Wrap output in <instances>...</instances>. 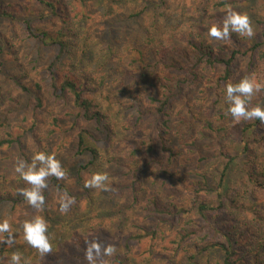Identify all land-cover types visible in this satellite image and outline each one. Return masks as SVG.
<instances>
[{
    "label": "trees",
    "instance_id": "obj_1",
    "mask_svg": "<svg viewBox=\"0 0 264 264\" xmlns=\"http://www.w3.org/2000/svg\"><path fill=\"white\" fill-rule=\"evenodd\" d=\"M23 1V0H22ZM124 0H28L33 7L25 6L22 3L17 5L0 3V20L11 26L14 34L0 31V203L9 202L11 213L24 201L18 194V187H28L19 174L15 173L14 167L18 160L31 162L28 154L25 153L23 138L16 136L9 129V118L17 112V104L13 95L9 98L11 105L5 104L6 109L2 108L4 94L10 91L3 86L4 83L11 85V91L17 90L21 95H33V107L30 116L36 117L37 109L43 108L44 99L36 93L33 85L26 83L22 79L25 74L15 72L7 73L1 54L6 47L10 46L15 40L22 43L32 42L38 48L45 46L55 48V55L52 61L44 68L46 94L51 98L55 110L49 109L50 122L45 135L57 137L70 131L74 134L73 148L74 153L68 159L58 158L67 175L72 172V178L76 189L81 194L87 193L84 187V174L90 170H100L103 167L96 166V160L100 157L99 149L93 139V133L86 127H79L78 123H91L95 130L106 139V143L112 142L115 138L117 145L122 146L126 139H132L129 154L126 158L127 172L125 177L131 178L130 184H126L128 193L131 192L132 200L138 201L140 192H137L140 184L142 190L144 182L141 180L142 169L140 168V156L146 155L148 159L156 164L153 174L160 178L159 186H165L169 179L179 173L174 169L176 160L182 155L177 148L172 145V138L180 136L181 147L185 132L181 133L179 127L188 125V118L192 119L193 114L186 113L190 110V100L197 103L201 98L198 93L193 97L190 94L200 85V71L203 69L220 68L221 73L216 77L214 83L216 89L212 93L213 102L208 110H214L213 119L202 120L208 130H217L218 133L227 130L226 125H231L232 118L227 115V103L225 101L226 85L228 83H238L245 76H249L253 70L264 65V20H257L260 26V34L257 40H250L241 37L246 45L236 42L237 47L226 52L224 57L213 52L211 46L203 39L196 40L195 34L201 36L202 25L208 20V5L212 0H199L190 8L183 4V0H134V6L124 9ZM250 1V0H249ZM241 3L244 0L240 1ZM238 3V2H237ZM116 4V9H113ZM180 8L186 12L183 17L184 30L173 31V27L178 23L166 25L169 9ZM214 8L218 10L229 7L234 10L238 4L235 0H215ZM40 11H37L39 10ZM46 10L47 15H44ZM92 11V12H90ZM36 14L34 17L33 15ZM92 14V15H91ZM97 18H92L93 15ZM51 28L44 27L47 18ZM92 18V19H91ZM222 19V14L215 12L209 19L213 24H217ZM8 21V22H7ZM148 21L146 25L137 28ZM91 23V24H90ZM176 24V25H174ZM136 28L134 31H132ZM108 33L107 39L97 36L98 32ZM132 31L131 35L127 32ZM95 33V36L91 35ZM134 34V35H133ZM177 34H179L177 36ZM11 35V36H10ZM233 35H237L233 33ZM178 40L188 44V50L176 46ZM180 48H182L180 46ZM170 53H176L182 57L184 62L180 64L174 60L167 59ZM243 60L245 69L241 77L236 76L237 63ZM93 62V65L91 64ZM22 74V75H21ZM40 88L42 87V82ZM259 83L264 86L263 81ZM151 86L155 92L144 93V86ZM36 86V85H35ZM38 88V87H37ZM10 91V92H11ZM259 102L257 106L264 107V88L259 92ZM105 97L109 104H105L99 99ZM29 99V98H28ZM148 101L147 109H144L143 102ZM121 106L125 111L135 113L131 115L126 124L114 127L109 115L110 107ZM66 109H72L70 113ZM120 110V109H118ZM64 111L68 120V125L60 124V118L54 112ZM121 111V110H120ZM144 115L149 117V129L140 130ZM226 124V125H225ZM191 126V124H189ZM259 120L241 121L239 123L238 137L242 141V149L239 153L230 154L223 150V144L219 143L216 137V145L219 148V157L222 158V168L218 172L216 183V202L211 206L202 199H196L189 204L188 209H184L187 196L179 195L177 204H168V207L161 206L158 194L153 193L150 197L149 208L146 209L148 215L161 219L162 216L180 218L187 216L191 210H195L196 217L205 221V227L212 237L218 235L220 241H214L215 245H220L223 251L221 261L215 264H264V129ZM36 126L34 119L23 134H35L33 129ZM66 126V127H65ZM177 128V129H175ZM69 129V130H68ZM263 131L258 133V131ZM188 131H186V134ZM177 136V137H178ZM138 142L136 143V139ZM188 139L190 137L187 135ZM92 141H91V140ZM187 139V140H188ZM183 144V145H182ZM189 144H192L191 142ZM114 145V144H113ZM124 147V146H122ZM255 148H259L255 151ZM155 149L163 154V160L158 158ZM47 154H50L47 151ZM74 156H85L86 162L78 164L73 160ZM75 159V158H74ZM207 160V156L199 154L198 164ZM106 162V161H105ZM232 168L240 169L239 174L233 181H229L228 176ZM12 175V176H11ZM124 176V173H123ZM180 176V175H179ZM121 177V176H120ZM182 177V176H181ZM12 178L15 182H11ZM183 186L188 190L198 191L207 190V186L212 183L205 174L201 176L198 188L193 184H188L185 179L180 178ZM257 179V180H256ZM260 180V181H258ZM153 184L156 180H153ZM48 186L54 188L58 194L67 192L68 196L74 200L77 198L66 185L65 180H57L55 177L48 179ZM121 187V185H112ZM114 187V188H118ZM262 195L257 199L256 192ZM119 191L108 192L114 199ZM141 190V191H142ZM210 191V190H208ZM48 188L44 190L45 205L41 211V216L48 223V233L51 243L54 246H62L63 250L58 255V259L63 262L60 253L66 252L72 259L81 263L86 261L85 252L87 248H81L79 252L70 251V242L82 247L81 239L76 235L66 239L57 232H52L51 221L57 220L59 214H54L53 204H50ZM139 194V195H138ZM188 195V193H187ZM260 200V201H258ZM258 201V202H257ZM50 204V205H49ZM52 207V209H51ZM214 210L220 221L213 223L208 216V212ZM116 216L120 219V224L125 220L124 204L118 206ZM54 212V213H53ZM27 220H31L35 215L31 214ZM165 219V218H164ZM5 219L0 215V222ZM24 221V222H25ZM11 228H16L15 222L8 221ZM160 222V221H159ZM170 224L167 221H164ZM101 222H99L100 224ZM98 223L89 228L96 230ZM161 223L155 227L138 226L137 230L129 231L125 241V248L128 249V241L140 242L143 239H155L158 231L162 230ZM197 223H195L196 225ZM20 233L21 243L31 250L23 239V228L21 224ZM120 234L116 232L110 241H114ZM194 230L181 227L177 231V247H182L189 242L190 247L198 248L205 246L208 241L201 239L200 234ZM6 234H0V239ZM120 236H118L119 238ZM211 237V238H212ZM209 238V240H211ZM217 238L216 236L214 237ZM201 243H204L201 245ZM11 246L0 244V261L9 264L11 257ZM109 245V244H107ZM53 246V245H52ZM208 246V244L206 245ZM54 249H52L53 251ZM207 248L199 251H186L187 264H210L211 257L206 258L204 252ZM207 255V254H206ZM126 260V259H125ZM118 261L119 264L124 261ZM71 262V261H70Z\"/></svg>",
    "mask_w": 264,
    "mask_h": 264
},
{
    "label": "rangeland",
    "instance_id": "obj_2",
    "mask_svg": "<svg viewBox=\"0 0 264 264\" xmlns=\"http://www.w3.org/2000/svg\"><path fill=\"white\" fill-rule=\"evenodd\" d=\"M28 0H0L1 4L10 5H17L22 3L25 6H29V9L33 7L32 3H28ZM212 0L208 5V13H207V21L202 25L201 36L199 34H195L194 37L196 40L203 39L206 44L211 46L213 52L224 57L226 52L230 51L231 49L237 47L236 42L241 45H246L247 42H243L240 39V35H233L231 34V38L227 41H215L211 39L207 33L209 28L212 26V21L209 19L215 12H219L222 14V19L220 22H217L216 25H222L223 18L229 9V7H223L219 10L214 8ZM241 0H235L236 7L234 10L239 11L241 13H246L252 22V27L254 29L255 35L252 38H248V42L250 40H257V35L260 34V26L257 25V20H264V0H244L243 3L240 2ZM122 2V1H121ZM183 4H186L187 8L193 6L199 2V0H183ZM238 2V3H237ZM134 0H124L122 4L124 5V9H128L134 6ZM20 5V4H19ZM113 9H116V4H113ZM192 9V8H190ZM37 11H40L37 10ZM170 14H168V19L166 25L170 28L173 23H178V26L173 27V31H181L184 30L186 27L183 25V17L186 15L183 9L180 8V5L176 9H169ZM92 12V11H90ZM44 15H47L46 10H43ZM92 15V14H91ZM34 17L36 14L33 15ZM92 18H97L94 14ZM91 18V19H92ZM51 18H47L44 22L45 28H51L50 21ZM8 22V21H7ZM148 21L143 22L141 25L139 23L136 25L137 28H141L142 25H146ZM91 24V23H90ZM176 25V24H174ZM11 26L5 24L4 20H0V31L7 33L14 34L11 29ZM134 28L132 31H134ZM132 31L127 32L128 35H131ZM134 35V34H133ZM179 34H177L178 36ZM11 36V35H10ZM92 37L95 36V33L91 35ZM97 36H101L104 39H107L108 33L103 32L101 30L98 32ZM176 46L179 48L177 51L181 52V49L188 50V44L182 40H178ZM180 46L182 48H180ZM184 47V48H183ZM55 55V48L45 47L42 46L38 48L37 46L33 45L32 42L29 43H22L20 40H15L12 44L1 54V59L4 62V66L6 72L11 73L15 72L17 74L23 73L25 77L22 79L28 84L33 85L36 89V93L42 96L44 99V106L41 109H37L36 117L30 116V110L33 107V95H21L17 90L11 91V85L9 83H4L3 86L6 88L5 91L9 90L6 94H4V102L1 103L2 108L4 110L8 105H11L15 102L9 103V98L11 95L14 96L16 102H18L17 112L12 114L9 118V129L11 133L16 136H24L23 144H24V151L28 154V157L31 160V157L38 153V152H50V154L55 153L56 158H64L68 159V157L74 153L73 142H74V134L72 133V129L67 131L66 133L62 134V136L57 137L55 135L47 136L45 135L46 130L48 129V125L50 122L49 118V109L55 110L51 98L46 94V86L43 82L45 78L44 68L48 65L50 61L54 58ZM167 59L174 60L180 64H183L184 60L182 57L178 56L176 53H170L167 56ZM93 65V62L91 63ZM245 69V63L243 60H239L237 63L236 69V76L241 77L243 75V71ZM221 73L220 68L216 69H203L200 71V85L195 89L197 91L190 92L193 97L198 93V97L201 98L200 102L197 103L193 101L192 98L190 100L191 108L190 110H186V113L193 114L192 119L188 118L187 124L184 126H180L179 129L181 133L185 132L184 140L182 143L183 149L181 147V138L180 136H174L172 138V145L177 148V150L181 151V157L176 160L174 169L179 173V175L174 176V179H169L165 186H159V182L161 181L160 178L156 177L153 174L154 169L156 168V164L151 162L146 155L140 156L139 165L142 169V176L140 177L142 182H144V188L142 190V184H140V188L137 189V192H140L138 197V201L135 202L132 200L134 198L131 192L128 193V188L126 189V184H130L131 178L128 179L125 177V173L127 172L126 168V158L131 156L129 151L131 148H128V145H131L132 139L135 136H130L126 139L122 146L117 145V140L114 138L112 142H107L106 139L98 133L97 130L93 127L91 123L80 122L78 123L79 127H86L93 133V139L96 146L101 150L100 157L96 160V166L98 167L99 164L101 167V172H107L109 175V187L110 190L107 192L96 190V189H87V193L81 194L76 189H78L74 185V181L72 178V172L67 175L65 179L66 185L71 190V192L77 197L75 199V203L71 205L69 211L67 213L62 214L59 211V195L57 192L53 191L54 188L52 186H48L49 190V198L50 204H53V209L55 210L53 213L59 214V218L55 221H51L49 224L52 226V232H57L61 236L65 237L66 239L72 238L73 236H78L82 241V247L74 245L70 242V251L79 252L81 248H87L88 244L91 242H100L101 244L107 246L113 245L115 247V253L111 256L105 257V264H119L118 261L124 263L122 264H187L186 262V251L190 250H197L207 248L206 252H204L206 258L208 255L211 257L210 264H215L217 261H221L223 251L220 248V245H215L214 241H220L218 235L214 234L217 238L215 239L212 235H209V231L205 227V221L199 220L196 217L195 210H191V212L187 216H183L175 219L169 220L168 216H162L161 219L153 217L152 215H148L146 211L149 208L150 197L153 193L158 194V200L161 206L168 207V204H177L179 195L187 196V200H185L184 209L189 208V204L193 203L194 198L202 199L209 203L211 206L215 205L216 202V183H217V176L218 172L222 168V158L219 156V148L216 145V137L221 140L219 143L223 144V150L227 151L230 154L239 153L242 149V141L238 137L239 131V123L236 124L231 122V125H226L227 130L223 132H219L217 130H208L205 127V124L201 122L205 119H213V112L214 110H208L209 105L213 102L214 97H212V93L218 91L216 89L214 80L216 77ZM22 75V74H21ZM254 76L256 82L263 81L264 83V65H260L259 68L253 70V72L249 75ZM42 82V87L40 88V83ZM36 85V86H35ZM39 85V86H37ZM264 85V84H263ZM38 87V88H37ZM145 88L142 89L144 93H152L155 92V89L152 88L147 84L144 86ZM214 94V93H213ZM259 93L256 94L249 107L257 106L259 102ZM29 98V99H28ZM99 101L105 104H109V100L105 99V97H100ZM148 101L143 102L144 109H147ZM5 104H8L6 107ZM13 106V105H11ZM14 107V106H13ZM110 107L109 115L111 116V123L114 127L117 128L122 125L126 124L127 120L130 119L131 115L135 116V113L131 111H125L121 106ZM120 109V110H118ZM70 113L73 112L72 109H66ZM58 118H60V124L68 125V120L71 118L66 116L65 112H54ZM149 116L144 115V120L141 122L140 130L145 131L149 129ZM36 122V126L33 129L35 134H23L24 130H27L28 127L31 125L32 120ZM191 124V126L189 125ZM66 127V126H65ZM264 129V125L262 127ZM177 129V128H175ZM69 130V129H68ZM186 131L188 133L186 134ZM258 131V130H257ZM264 131V130H263ZM263 131H258V133H262ZM187 135L193 137L191 139L187 138ZM216 136V137H215ZM136 139V143L138 142ZM188 139V140H187ZM91 140V139H90ZM92 141V140H91ZM192 144H189V143ZM114 144V145H113ZM132 146V145H131ZM259 148H255V151H258ZM159 159L163 160V154L160 153L157 149L154 152ZM259 153V151H258ZM199 154L202 156H207V160L198 164ZM75 158V159H74ZM73 160H76L77 165L86 162L85 156H74ZM106 161V162H105ZM240 169L232 168V172L230 176H228L229 181H233L237 175L239 174ZM100 172L97 169L90 170L84 174V180L89 178L93 173ZM124 173V176H123ZM205 174L206 177L209 179V182L212 183L210 186H207L206 189L193 191L188 190L186 186L182 185L180 178H184L185 182L188 184H193L198 188L201 181V176ZM12 176V175H11ZM121 176V177H120ZM182 176V177H181ZM153 180H156V183H152ZM257 180V179H256ZM260 181V180H258ZM11 182H15V179L12 178ZM112 185H121V187L113 186ZM118 187V188H114ZM21 188L19 185L18 189ZM117 195L114 199L108 194V192L114 191L117 192ZM142 190V191H141ZM210 190V191H208ZM260 189L257 190L256 195L257 199H261L262 195L258 192ZM188 193V195H187ZM195 196L194 198L191 197ZM260 201V200H258ZM257 201V202H258ZM49 204V205H50ZM124 204L125 211V220H123L122 224H120V219L117 218L116 213H118L117 209L118 206ZM51 207V209H52ZM41 215V211L37 212L31 206H29L25 200L21 202L16 207V210L11 213L9 202H2L0 203V215L7 221L15 222L16 228H12V231L15 234V245L11 248V253L13 252H20L22 256V264L26 260L28 264H88L87 261H78L72 259L70 255L66 252L60 253L62 255L63 262L58 259V255L55 254L61 252L63 250L62 246L59 245L57 247L54 246L55 243H52L54 249L51 254H48L44 257H41L36 250H31L24 246L21 241V233H20V223L23 224L25 219H28L31 214ZM209 219L216 223V221H220V218H217V214L214 210H210L208 212ZM165 218V219H164ZM160 221V222H159ZM164 221L169 222L170 224L165 223ZM99 222H101L99 224ZM96 223L99 224V228L96 230H91L89 234V228ZM158 223L162 230L158 231L155 239L147 238L143 239L140 242L137 241H128L129 247L128 249L125 248V239L129 234V231H136L138 226H147V227H155ZM195 223H197L195 225ZM185 227L189 230H194V232L199 233L201 239H205L208 246H200L198 248L190 247L189 242L184 243L182 247H177V231L181 228ZM120 231V236L116 237L114 241H110L112 237H114L115 233ZM198 234V235H199ZM212 237V238H211ZM211 238V240H209ZM204 243H201V245ZM207 254V255H206ZM71 261V262H70ZM0 264H8L6 261H0Z\"/></svg>",
    "mask_w": 264,
    "mask_h": 264
},
{
    "label": "clouds",
    "instance_id": "obj_3",
    "mask_svg": "<svg viewBox=\"0 0 264 264\" xmlns=\"http://www.w3.org/2000/svg\"><path fill=\"white\" fill-rule=\"evenodd\" d=\"M236 33L241 37L252 38L255 35L252 22L246 13L229 8L223 18L222 25L213 24L207 35L215 41H227L231 34ZM264 86L256 82L254 76H245L238 83H228L225 91V101L228 105L227 115L233 122L259 120L264 124V107H249L253 97L258 94ZM15 173L19 174L28 187L18 189L25 202L37 212L42 211L45 205L43 192L48 188V179L55 177L57 180H65L67 173L56 158L55 153L46 154L38 152L31 157V162L18 160L14 167ZM84 187L107 192L109 187V175L107 172H95L85 179ZM59 211L67 213L75 200L68 196L67 192L59 195ZM23 239L41 257L52 252V243L49 239L48 223L41 215L34 216L22 225ZM0 234H6L0 239V244L11 246L15 243V234L7 220L0 222ZM115 253L113 245H103L100 242L88 244L85 259L88 264H105V257ZM9 264H22L21 253L16 251L11 254ZM23 264H28L25 260Z\"/></svg>",
    "mask_w": 264,
    "mask_h": 264
}]
</instances>
